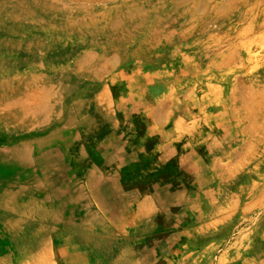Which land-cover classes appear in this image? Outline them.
I'll list each match as a JSON object with an SVG mask.
<instances>
[{"label": "rangeland", "instance_id": "374dc122", "mask_svg": "<svg viewBox=\"0 0 264 264\" xmlns=\"http://www.w3.org/2000/svg\"><path fill=\"white\" fill-rule=\"evenodd\" d=\"M120 255L264 264V0H0V264Z\"/></svg>", "mask_w": 264, "mask_h": 264}, {"label": "crops", "instance_id": "0c3cea01", "mask_svg": "<svg viewBox=\"0 0 264 264\" xmlns=\"http://www.w3.org/2000/svg\"><path fill=\"white\" fill-rule=\"evenodd\" d=\"M111 138V136L109 137ZM101 144L95 143L96 140L91 139V188L93 189L95 186L98 188H106L110 186L113 176L114 180H117L115 183L116 187L122 189L120 176L122 175V171L124 168L128 166L127 162L121 160L119 162L110 161L111 158L107 156L105 153V148L103 143H106V138L103 139ZM96 144V145H95ZM98 146L102 147L99 148ZM116 163V165H112ZM115 166V167H114ZM114 171V172H112ZM91 189V205H95V196ZM157 205L155 199L152 196H141L140 200H138L136 204L135 213L133 214V220L138 221L140 223L150 222V219L153 218L157 214ZM93 226V225H91ZM121 260L118 264H138L129 262L127 259H124L121 255L119 256ZM123 261V262H122ZM202 261L198 259H190L185 264H201Z\"/></svg>", "mask_w": 264, "mask_h": 264}]
</instances>
